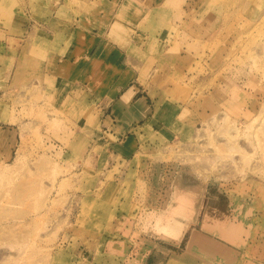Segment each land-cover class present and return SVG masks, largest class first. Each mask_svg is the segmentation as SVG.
Returning <instances> with one entry per match:
<instances>
[{
	"label": "rangeland",
	"instance_id": "1",
	"mask_svg": "<svg viewBox=\"0 0 264 264\" xmlns=\"http://www.w3.org/2000/svg\"><path fill=\"white\" fill-rule=\"evenodd\" d=\"M113 1L0 0V264H121L120 237L110 236L118 215L180 238L184 229L165 226L184 216L173 211L178 191L192 196L193 227L253 223L248 257L264 264V0L147 3L166 19L162 32L136 53L120 45L118 69L132 70L138 94L177 110L163 120L167 141L147 134L126 160L109 155L122 139L104 121L110 98L56 72L75 29L109 40L90 17L104 14L108 29ZM99 53L101 70L116 59ZM246 198L252 218H238Z\"/></svg>",
	"mask_w": 264,
	"mask_h": 264
},
{
	"label": "crops",
	"instance_id": "2",
	"mask_svg": "<svg viewBox=\"0 0 264 264\" xmlns=\"http://www.w3.org/2000/svg\"><path fill=\"white\" fill-rule=\"evenodd\" d=\"M149 1L114 0L112 6L109 5L113 10H106L111 20L108 29H104V14H99L94 19L90 17V22L93 21L99 27L100 34L108 36V41L89 30L75 29L71 47L68 48L61 42L60 49L63 51L61 55L56 54L59 56L57 73L74 78L81 87H89L91 91H102L105 98L106 96L110 98L111 112L105 115L104 121L109 124L108 134L116 139L122 137L120 141L111 144L113 150L109 155L114 159L126 160L131 154L141 150L146 142L145 140L143 144L141 139L146 138L147 134H156L160 143L171 137V132L165 128L163 120L169 117L173 104L155 105L147 95L138 94L140 88L137 85L130 83L132 70L125 67L118 69L121 66L117 59L121 46L127 47L130 54L136 53L141 49V44L145 43L144 39H149L153 35L157 37L156 33L162 32L166 19L159 14L154 17L148 15L146 6ZM117 2L118 5L115 6ZM117 21L118 26L112 30ZM104 48L109 50L107 57L113 54L116 55V59L108 60L105 68L101 70L103 65L100 63L102 56L99 52ZM83 54L89 55L86 61L83 60ZM93 62L94 65L91 66ZM86 65L93 67L92 70H84ZM154 106L157 108L154 109ZM176 107L174 110H177ZM150 164L148 166L152 170L153 166ZM185 192L193 193V190ZM252 202L247 201V198L241 202L243 209L238 206V218L241 211L245 217L252 218ZM191 209L188 208L189 213L186 217L174 218L184 222L185 228L180 238L170 239L139 230L136 227L138 224L135 220L136 215L119 214L118 226L116 229L111 228L113 233L110 232V236H119L120 243L112 251L122 254L121 264H256L252 257H248L258 240V233L253 231V223H243L240 217L238 221L218 219L212 223L205 222L202 227L197 228L192 226L195 211ZM227 223L235 225L237 230L230 233L226 229ZM186 232L188 237L184 247L179 249ZM193 235L200 238L194 241Z\"/></svg>",
	"mask_w": 264,
	"mask_h": 264
},
{
	"label": "bare ground",
	"instance_id": "3",
	"mask_svg": "<svg viewBox=\"0 0 264 264\" xmlns=\"http://www.w3.org/2000/svg\"><path fill=\"white\" fill-rule=\"evenodd\" d=\"M177 205L174 207L175 212L182 213L185 217L188 215L189 204L192 201V196L189 193L177 192ZM172 217V216H171ZM169 218V216H168ZM176 218V217H175ZM168 221V220H167ZM167 230L170 232L176 233V235H180L183 229L185 228L184 222H181L179 219H172L165 224ZM198 237L196 235L192 236V240H196ZM193 242V241H192Z\"/></svg>",
	"mask_w": 264,
	"mask_h": 264
}]
</instances>
